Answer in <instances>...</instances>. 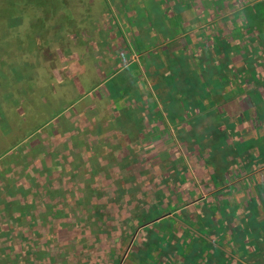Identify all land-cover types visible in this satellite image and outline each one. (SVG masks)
<instances>
[{"label": "rangeland", "instance_id": "374dc122", "mask_svg": "<svg viewBox=\"0 0 264 264\" xmlns=\"http://www.w3.org/2000/svg\"><path fill=\"white\" fill-rule=\"evenodd\" d=\"M113 1L0 0V185L3 184L2 175L18 168L19 160L21 162L23 158V170L26 171L25 168L29 167L31 171H26L25 175L19 174L23 184L17 186L16 199H21L22 193L23 197L25 193H31L33 200L28 212L26 207L23 208L26 211L25 216L23 215L25 221H9L13 213L20 211V207L15 210L13 209L16 206L5 209L1 205L3 198L0 195V231L6 225L12 226L11 231L8 230L7 235L0 238V264H91L93 260L105 261L106 254L102 252L103 249L114 245L115 240L120 241L119 234L125 230L126 224L133 222L131 228H138L141 223L162 213L161 208L156 206V210L147 215L143 205L147 200L145 194L139 190L135 192V186L146 181L145 177L148 176V173L145 174V166L155 167L148 169L150 174L155 176L156 182L158 171L166 172L167 184L174 182V179L178 182L181 179L175 173L178 169L172 166L176 155L173 153L178 149L177 144H183L186 136L182 135L183 131L179 128H175L173 133L176 140L170 139L169 150L172 153H167L164 169L162 165H157L159 159H162L156 154L154 159L145 158V164L137 160L135 168H138V172L122 174L128 168L117 167L115 170L119 174L111 173L110 170H102L104 172L101 175L98 171L94 173L103 147L83 143L85 140L93 143L95 138L99 140L101 130L96 128V131L90 133L94 129H91V126L85 128L83 119L86 115L82 110L96 113L97 109L102 113L104 103L97 100L99 94L96 91L118 88L117 91L121 94L113 96L116 108L110 110V115L118 124L124 126L126 121L130 120L134 127L139 125L138 121L142 117L173 119L172 114L176 117L175 123L179 121L177 118H189L192 122L195 115L203 109L199 99L211 105L216 104L217 98H221V102L228 100L225 103L224 119L219 117L217 124L209 129L202 126L199 132L191 131L192 146H209L218 151L217 157L210 155L208 160H205L204 168L208 167L209 170H212L217 162L227 160L231 156L230 152L238 151L241 145L233 146V141H244L249 137L245 135L248 131L264 139V102L254 118L245 114L241 122L240 117L236 118L241 112L231 99L233 93L226 84L234 77L233 84L237 82L238 86L243 87L239 75L243 74L246 79L249 78V71L252 77L256 76L257 71L260 83L255 85L250 81L245 87V92L255 90L262 95L264 101V0H229V4L235 2L236 7L233 8L230 4L229 8L213 14L218 19L214 29L195 32L192 39L189 38V41L197 43L195 51L186 56L181 50V55L175 59L179 61L175 62L165 56L166 62L155 61L154 66H151L154 69L148 72L146 57H143L142 62H123L115 57L109 59L113 62L104 63L99 59L95 67H92L93 62L82 65L86 71L81 70L85 77L83 81L72 53L79 50L81 43L84 45L85 39H74L77 34V14L62 11L91 7L108 10ZM220 1L210 0L205 3L219 5ZM10 22L14 27H11ZM47 22L53 25V28H47ZM67 56L68 61H62ZM231 59L235 62V72H229L226 77L217 62L228 60L229 66H232ZM102 63L106 66L103 70ZM211 63H215V67ZM238 63L243 65L237 68ZM100 68L103 71L101 74ZM242 71L244 72L241 74ZM111 75L112 77H109ZM151 77L161 84L174 85L168 93H165L167 88L158 89L157 92L155 86L148 90L147 83ZM182 83H188L189 87H182ZM153 90L157 92V96L153 97L148 92ZM252 100L257 104L256 98ZM146 101L152 102L153 109L150 111L143 107ZM168 101L170 107L175 108L173 111H168ZM133 107H138V110ZM181 107L187 111L184 115L180 112ZM179 112L180 114L176 115ZM97 117L98 114H90L89 120ZM228 117H234L233 121H227ZM214 118L217 119L216 116ZM212 119L213 115H202L198 120L207 124V120L211 123ZM239 126L243 127L242 130H237ZM250 144L261 149L259 142L247 143L249 147ZM85 147L89 157L87 164L80 162L83 160L79 157L82 154L70 157L63 154V151H69L72 155V149L76 148L82 152ZM176 156L178 159L179 155ZM106 160L110 159H101L103 167L109 166ZM125 160L126 163H132L130 158ZM84 165L91 167L90 171L86 170ZM79 166L86 170L84 174L77 173ZM73 170L76 173L68 175ZM179 171L186 172L188 168L182 167ZM8 177L12 184L17 181L13 171ZM68 177L74 184L86 182V189L71 188L70 193L73 196L68 199L70 206L63 208L61 193L67 188ZM208 178L213 180L211 176ZM155 180L152 179L153 182ZM95 181L97 185L102 186H95L93 189ZM74 194L79 196L74 197ZM97 194L107 199H114L116 196L124 203L129 202L132 196L140 197L137 205L131 209L118 206V217H115V207L96 204L98 200L93 198H96ZM7 200L15 201L14 198ZM72 201L76 205H73ZM66 208L70 211H66ZM70 212L73 216L71 218ZM165 224H170V221L167 220ZM143 230L140 231L141 235L148 234L146 228ZM27 231L32 234L24 237Z\"/></svg>", "mask_w": 264, "mask_h": 264}, {"label": "crops", "instance_id": "0c3cea01", "mask_svg": "<svg viewBox=\"0 0 264 264\" xmlns=\"http://www.w3.org/2000/svg\"><path fill=\"white\" fill-rule=\"evenodd\" d=\"M205 1H210V0H114L113 3L111 4V7L108 10L105 8L93 9L92 7L89 9L88 8L71 9L73 11L64 10L62 11L63 13L77 14V17H75L76 22H78V25H75L77 29L76 30L77 34L74 39L77 40L85 39L84 45L83 43H81L79 46L80 47L79 50H77V52L75 53H72V55L75 58V61H77L74 63L78 66L77 68H79L80 70L79 72L81 73V70L85 71V67L82 68V65H84L87 62H93L92 67H95L96 64L99 62V59H101V61L104 63L113 62L111 60L109 61V59H114L115 57L116 59L118 58L120 61L123 62H129V61L142 62L143 57H146L145 63L148 64L147 70L149 72L151 69H154L153 67L151 68V66H154V62L158 60L165 61V56L170 57L175 62L179 61L175 59L181 55L180 54L181 50L183 53L186 54V56L187 54L189 53L192 54L195 51L197 43L194 44L193 40L189 41L190 39H192L191 37H193L195 32L197 31L203 32L204 30H210L212 28L214 29V24L218 21V19L213 14H218L221 11H223L225 8H229L231 5L233 6V8L236 7L235 2H231L230 5L229 0H226L225 2L224 0L223 1L216 0V1H220L219 5H214V4L206 5ZM68 20H70V18ZM10 25L11 27H14L11 24V22ZM46 27L53 28V25H50V23L47 22ZM51 36L53 37V34ZM62 54L64 56V53ZM68 59L69 56H67L66 59H63L62 61H68ZM101 65L103 70L106 66H104L103 63ZM99 70H100L99 74H101V72L103 71L101 70V68ZM182 71L180 73H182ZM81 77L82 80L84 81L85 78L84 74L82 75L81 73ZM109 77H112V75ZM150 84L152 85L150 86ZM173 85H174L173 83H171L170 86L161 84L158 82V80L154 81V78L151 77V80L150 79L148 80L147 88L149 90V88L155 86V90L158 92V89L160 88L161 89L169 88L170 90V87L171 86L173 87ZM182 85H183L182 87H189L188 83H182ZM110 87L112 88V86ZM117 90L118 88L116 90L112 88L109 89L108 91L102 89L100 91H96L99 94V95L97 94L99 96L97 100L102 101L104 103L102 107L103 109L102 113H100L101 111L98 112L97 109H95L96 113L91 110L90 111L82 110V112L85 113L86 115V117H84L83 119V121L85 122V128L91 126V129L93 128L94 130L90 131L88 129L90 133L96 131V128L101 130V134H100L101 136L99 137V140L95 138L93 143L91 141L89 142V140H85L83 143L84 145L89 144V146H91L97 144L100 145V147H103V150L98 156L99 162L97 165H95V170H94L95 174L96 171H98L100 175L103 174L102 172L104 171L102 170H110L111 173L113 172L118 173V171L115 170L117 167L128 168V170L126 172H122V174L126 173L128 175L134 172H138L139 171L138 168H135L136 167L135 164H137L138 162L137 160H139L140 162H144L145 164V158H153L156 156V154H158L159 157H161L162 159V160L159 159L157 165H162L164 169L167 163L166 162L167 153L170 154L172 153L169 150L170 142H171L170 139L171 138L175 139L173 137L175 128H179L180 130H182L183 131L182 135H186V136H185V140L183 141V144L178 143L177 144L178 149H176V153H173L179 155L178 159L177 156L174 155L175 159L172 162L173 168H177L178 170L176 171H179L181 170L182 167L185 168L187 167L188 171H186V173L188 175V180L192 182L200 181L199 178L195 177L193 172L196 171L201 172L206 169V171H208L209 173H213V170L210 171L208 167L204 168L206 165L205 162L208 160V156H209V153L206 152L205 150H208L209 146H207V148L205 146H201L200 148L192 146L191 145L192 142L190 143L192 136L191 131L199 132L202 126L208 127L209 129L211 128L212 125L217 124V120L219 117L224 119L225 103H227L228 100L221 102L220 100L221 98L220 99L217 98L218 103L217 101H215L216 104L211 105L210 103H207L206 101L199 99V102L202 101L203 109L200 112H198V114L195 115L194 119H192V122L188 120L189 118H184L183 120L177 118L179 121H176L177 123H175L176 117L174 114H172V116L174 117L173 119L165 117L163 120H158L156 117L151 119H149V117H142L140 121H138L139 125L137 127H134V125L130 122V120L126 121V124L122 126L120 123L118 124L115 118L110 115V110L112 109L114 110L116 108L114 105L113 96L119 93L121 94V92ZM155 90L148 92L154 97V95L157 96L156 94L157 92L156 93L154 92ZM168 92H169L168 90L165 91V93ZM231 92L234 93V91L232 90ZM167 103L169 106L168 111L170 110L173 111L175 108L170 107L169 101ZM145 104L143 105V107L145 106L147 108L146 109L147 111L153 109L151 101H146ZM134 105L137 106L136 103H134ZM133 108L134 110L136 109L138 110V107L136 108L133 107ZM241 110L242 108H240V112ZM180 112L184 115L187 111L185 108L181 107ZM180 112L176 115H179ZM90 114L93 115L98 114V117L94 118L93 120H89ZM202 115L205 116L213 115L212 122L210 123V121L207 120V124L205 122L201 123L199 120ZM214 116H216L217 119L214 118ZM230 119L231 117H228L227 121H229ZM251 134L252 133L248 131L245 135H250L251 137ZM234 140L236 141V139ZM250 142L251 139H249V143ZM236 144L237 142H234V145ZM46 147H48V145H46ZM68 147L70 146L68 145ZM239 148L241 149V147H238V150ZM72 151H73L72 155L70 154L69 151H63V154L69 157L82 154L79 156L81 159H83L80 162L81 163L85 162L87 164V159L89 157H88V153H86L87 152L86 147L83 149L82 152L78 148L72 149ZM187 151L190 153L189 154L190 156L188 155ZM186 155H188L189 157L186 158ZM102 158L110 159V160H106V163L109 166L103 167L104 165H102L101 162ZM125 158L132 159L131 160L132 163L129 164L124 162L126 161ZM22 159L21 162L19 160L18 168L13 169L11 167V169H13L11 171H13L14 177L17 176L16 182L14 181V183L12 184L11 180L7 179L11 171L6 172L4 175H2L3 179L1 178V181L3 183L0 185V195H2L1 197L3 198L1 199V205H3L5 209L6 207L12 208L16 206L13 210H15L17 207H20V211H21V212L17 211L16 213H13V215H11V220L9 219V221L16 220V222H21V220H24L23 215L25 216L26 211L29 209V207H32L33 205L31 193L29 194L25 193L24 194L25 197H23V193H22L20 195L21 199H16L18 196L16 195L17 186L19 184H23V181L20 178L22 176H19V174L21 175L23 173L25 175L26 171L27 172L28 170L31 171L29 167L25 168L26 171L23 170ZM237 163H238L236 164L237 166L241 164L238 160ZM236 165H233V167ZM215 167L217 169L222 168V164L217 162ZM81 168L82 166H79L77 173L84 174L86 170L90 171L91 167L84 165V168H86V170ZM148 168L154 169L155 167H153L152 165H146L145 174L148 173L149 171ZM158 172L159 173L157 175V182L155 180V176L152 175V177L149 178L145 177L146 181L141 182L139 186L138 185L135 186L137 188L135 192L138 190L139 192L142 191L143 192L142 194L143 195L145 194L146 197L145 200L147 199L146 201H148L149 198L148 194H146V191L148 189H152L154 192L157 191L155 192L156 193L155 196L158 197V192L160 193L161 187L165 183L166 172H161V171ZM74 173L76 172L73 170L72 173L70 172L68 175ZM152 179H154L155 181L153 182ZM204 180H206L204 182H208V183H212L213 181L211 178L208 177ZM179 181H184V180L179 179ZM66 183H67V188H65L64 190L62 189L63 193H61V199H62L61 205L63 208L70 206V200L68 199H71V196H73V194L70 193L71 188L77 190L86 189V182H82L81 184H79L80 182L74 184L73 182H71L70 177L67 178ZM150 183H152L151 186H149ZM111 185L113 186L112 183ZM95 186L101 187L102 185L99 184L97 185L95 181L93 189L95 188ZM113 188L115 187L113 186ZM23 189H25V187ZM115 192H116V188H115ZM9 196L12 198H9ZM75 196H79V195L74 194V197ZM139 197L140 196H132L130 201L129 202L127 201L125 203L120 202V199H118V197L116 196L114 197V199L111 197L107 199L106 197H101V196L99 197V194H97L96 198L93 199L98 200V202H96L97 205L115 207L113 215L115 217H118L117 216L118 206L121 207L127 206L128 208L130 207L131 209L134 207V205H137L136 203L139 200ZM7 198L8 199L14 198L15 201L11 202L10 200H7ZM95 200L93 201V203H95ZM112 200H114V202ZM72 202L73 205H76L74 201ZM143 205L145 206V204ZM25 207H26V211L23 210V208ZM66 211H70V210L66 208ZM120 211L121 213H123L122 210ZM31 215L32 213L30 212L29 217H31ZM71 217L73 216L71 215L70 212L69 218ZM11 228H12L11 225H6L5 227H3L0 231V238L2 236L3 237L6 236L8 233L7 231L10 230ZM21 230L22 228L20 227V231ZM31 234L32 233L27 231L26 233H24L23 236L26 237V235H31Z\"/></svg>", "mask_w": 264, "mask_h": 264}, {"label": "flooded vegetation", "instance_id": "af4514ba", "mask_svg": "<svg viewBox=\"0 0 264 264\" xmlns=\"http://www.w3.org/2000/svg\"><path fill=\"white\" fill-rule=\"evenodd\" d=\"M211 64L215 67V63ZM231 64L233 67L228 60L217 62L226 77L229 72H235L233 59ZM240 65L243 64L238 63L237 68ZM248 74L246 79L243 74L239 75L243 87L237 82L233 84L234 77L226 82L228 89L234 91L231 98L236 107L242 108L236 117L241 122L245 113L254 118L264 102L257 91L245 92L250 81L255 85L260 83L257 71V77H252L250 71ZM252 98L257 99V104ZM242 128L239 126L237 130ZM248 136L244 141H233L232 145L237 142L241 149L230 152L231 156L221 163L222 168L214 166L213 173L193 172L200 181L192 182L186 172L175 171L184 181L174 179L164 183L158 197L157 191L148 189L145 212L149 215L160 207L162 213L138 228H131L133 222L126 224L119 234L120 241L115 240L114 245L103 249L106 260L92 259L91 264H264V139ZM249 139L261 143V149L252 148L251 144L249 147ZM205 151L209 153L208 158L218 156L213 148ZM237 160L241 163L239 166ZM210 176L212 183L204 182ZM149 177L152 174L148 171ZM167 220L170 224L166 225ZM145 228L148 234L141 235L140 231Z\"/></svg>", "mask_w": 264, "mask_h": 264}, {"label": "trees", "instance_id": "16d2710c", "mask_svg": "<svg viewBox=\"0 0 264 264\" xmlns=\"http://www.w3.org/2000/svg\"><path fill=\"white\" fill-rule=\"evenodd\" d=\"M233 113H234V112H232V114H233ZM232 114H231V115H232ZM231 115H230V116H231Z\"/></svg>", "mask_w": 264, "mask_h": 264}]
</instances>
